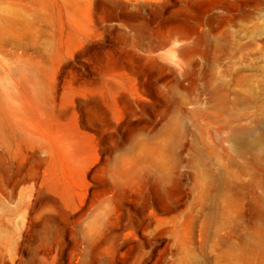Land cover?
<instances>
[{"label":"rangeland","instance_id":"374dc122","mask_svg":"<svg viewBox=\"0 0 264 264\" xmlns=\"http://www.w3.org/2000/svg\"><path fill=\"white\" fill-rule=\"evenodd\" d=\"M256 26L264 0H0V264H248Z\"/></svg>","mask_w":264,"mask_h":264},{"label":"bare ground","instance_id":"6f19581e","mask_svg":"<svg viewBox=\"0 0 264 264\" xmlns=\"http://www.w3.org/2000/svg\"><path fill=\"white\" fill-rule=\"evenodd\" d=\"M259 29H264V28H259V26L258 27L256 26L254 28L255 31H258ZM188 39H189L188 37H184L183 42H187ZM183 51H184V54L188 56V54H190L189 46H185L183 48ZM224 97H227V96H224ZM241 103H242V100L239 95L237 97L236 104L240 105ZM243 105H245V108L249 109L251 108L253 104L251 101L248 100L245 103H243ZM216 110H217V113L219 114L228 113L226 104L222 101L217 102ZM261 114H263V117L259 119L256 118L253 120V122L257 130L263 131L264 129V109L261 110ZM230 146H231V151L236 155V157L245 159L247 162H245V164L243 163L242 165L236 160V158H234L233 156H229L228 157L229 164L238 165L239 172L242 174L250 172L251 175H253V180L250 186L253 189L255 188L262 189L263 194L260 195L259 200H260L261 206L264 208V131L261 133H256L255 131H252V129L248 125H244V126L240 125L235 128H232L231 134H230ZM196 148L198 150L197 152L198 154H203L201 152L202 147L196 144ZM181 154H182L181 152H178L176 154L177 158H181L182 156ZM203 155L201 156L198 155V157H202ZM247 156H250V159H248ZM220 185H221V178H214L210 182V187L213 188L212 192L214 191L215 193H217L218 187H220ZM255 222H256V229L253 233H251V235L248 236L249 238H251V240L247 237H242L243 244L239 246L233 245L231 246V250H234V249L240 250L242 254L252 253L251 255L253 256V258L250 260L248 264H264V214H259V216H257V218L255 219Z\"/></svg>","mask_w":264,"mask_h":264}]
</instances>
